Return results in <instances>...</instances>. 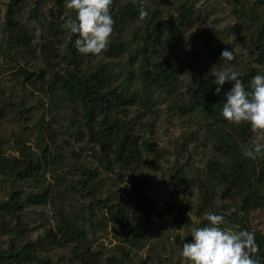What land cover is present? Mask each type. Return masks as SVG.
Segmentation results:
<instances>
[{"label":"trees","instance_id":"trees-1","mask_svg":"<svg viewBox=\"0 0 264 264\" xmlns=\"http://www.w3.org/2000/svg\"><path fill=\"white\" fill-rule=\"evenodd\" d=\"M46 1L51 6L45 14L35 0H11L7 4L0 28V59L11 67L17 64L16 79L45 90L50 95L52 111L60 113L63 107H70L74 116L70 122L71 137L93 146L92 157L99 168L78 165L81 155L75 153L76 168L45 186L46 174L64 164L50 145L59 140L55 128L49 132L42 152H34L18 140L19 156L0 152V176L23 183L29 189L15 190L0 202V237L9 239L5 246L0 241V264H51L44 254L56 247H70V254L78 264H103V253L92 249L87 224L90 229L110 224L120 233L126 232L133 243H141L149 239L152 229L175 219L172 204L161 206L136 189L134 180L126 179L120 170L118 181L126 185L123 191L129 200L118 202L113 196L97 199L95 190L101 170L129 171L144 157H163L153 138L152 120L146 119L145 111L152 112L160 97L178 89V73L183 72L191 73L187 87L189 103L174 101L173 105L185 116L201 117L206 129L203 145L210 150L201 172L197 177H189L200 196L198 215L203 219L206 213L214 212L225 217L223 229L254 231L258 246L254 259L257 264H264V232L254 222V214L264 211V153L254 160L243 156V151L258 138L257 134L247 124H229L220 115L223 92L231 85L226 83L221 94L216 95L215 78L196 70L198 52H195L197 47L212 45L211 52L221 53L229 47L226 45L230 35L243 39L250 35L251 60L243 62L247 68L239 74L248 87L253 76L264 74V0H258L249 9L244 0H231L239 20L230 26L225 41L212 44L214 35L191 34L187 45L182 42V34L201 24L204 18V11L196 6L195 0H172L179 6L174 13L150 5L147 0L148 16L144 19L139 16V0H113L114 32L109 48L100 56L76 51V37L66 28L75 12L65 7L64 0ZM135 23L136 29L128 36V28ZM26 58L38 64L31 69L18 66ZM121 58H126L128 64L117 68V60ZM19 107L25 113L31 110L23 99ZM6 109L7 105L0 102V118L6 115ZM191 169L190 165H176L168 173L170 182L179 187ZM73 192L91 199L75 212L64 204L66 195ZM219 195L223 206L217 209L215 201ZM95 202L104 211L97 224L94 222L97 210L90 215L84 213L94 209ZM134 204L137 211L132 214ZM45 206L54 210L55 228L46 229L44 236L33 240L24 217L34 213L33 207L43 217L39 208ZM141 216L139 224L131 228L133 220ZM127 259L123 252L120 260L111 258L108 264H125ZM66 262L61 259L59 264Z\"/></svg>","mask_w":264,"mask_h":264},{"label":"rangeland","instance_id":"rangeland-1","mask_svg":"<svg viewBox=\"0 0 264 264\" xmlns=\"http://www.w3.org/2000/svg\"><path fill=\"white\" fill-rule=\"evenodd\" d=\"M10 1L0 0V28L7 4ZM35 1L40 3L39 10L43 14L51 6L46 0ZM195 1L196 6H200L204 11L203 22L196 25L191 31L182 34L183 44L187 45L191 34L207 33L214 35L212 44L223 43L226 37L229 36L230 28L239 20L235 5L231 0ZM244 1L249 9L258 0ZM148 4L162 7L167 13H174L179 8L178 3L175 4L172 0H149ZM137 25L138 23H135L128 28V36L133 33ZM1 36L0 29V40ZM230 36L226 47L229 46L228 49L233 50L234 61L229 63L220 61V53L211 52L214 49H212V45L207 48L197 47L195 52H198L196 57L198 59L196 65L198 72H203L214 78L211 75L212 72L220 71L229 66L233 67L239 74L246 71L247 65L243 62L247 58L251 60V56H249L253 48L250 41L251 37L249 35L246 39H243L236 37L234 34ZM29 60V58L21 60L18 66L24 65L31 69L38 64L34 65V61ZM127 62L126 58L118 59L117 68H124L128 64ZM0 63L2 65L0 67V102L7 105L6 115L0 118V152L6 155L19 156L18 141L28 144L34 152H42L49 132L52 128H55L57 131L54 132H58L59 140L55 144L50 142V145L54 154L64 160V164L61 163L59 168L46 174L45 186L52 185L59 178L58 176L63 177L66 172L73 171L76 168L73 165L75 153L81 155L78 165L99 168L92 157L93 146L86 141L77 142L71 137L73 129L70 127V122L74 116L69 111L70 107L69 109L63 107L59 110L60 113L52 111L50 95L45 90H41L40 87L34 88L30 83H23V81L21 82L15 78L18 70L16 63L12 67L6 65L5 61L1 59ZM128 69L131 70V67H128ZM178 74L177 92L175 91L168 96L163 95L152 112L145 111L147 113L146 119L152 120L153 138L159 149V155H163V157L160 159L144 157L139 164L134 165L129 171H123L120 168H116L113 172L101 170L98 179L99 185L95 190V198L97 199L113 196L117 197L115 199H118V202H121L122 199L129 200L130 197L123 191V189H126V185H120L118 181L120 170L122 176H125L126 179L130 177L131 180H134L136 189L142 190L150 198L158 201L161 206L167 207L172 204L175 207L172 211L176 217L174 220H166L161 227L152 229L149 239L141 243H133L126 232L120 233L110 224L103 228L97 227L94 229H90L87 224L92 249L103 253L101 260L103 264H108V260L111 258L120 260L123 252L128 255L125 264H181L179 253L182 249V243L180 237L183 236L186 242H190L192 237L188 236L189 229L194 226H201L195 223L203 220L198 215L197 206L200 202V196L196 186L190 183L189 177H197L201 172L210 155V150L203 145L206 129L201 117L198 114L185 116L177 106L173 105L174 101L179 103L184 100L189 103L187 87L190 84L191 73ZM21 99H23L26 107L31 109L30 112L19 111ZM132 110L133 112L137 111L136 108H132ZM75 119H77V116ZM143 122H145L144 119ZM260 141L263 143L264 137L260 138ZM176 165L179 167L190 165L192 168L179 187L170 182L168 177V173ZM15 190L28 191L29 189L23 183L14 182L10 178L0 176V202L7 200ZM74 193L66 195L64 204L75 212L79 210L81 204L88 203L91 199ZM97 202H95L94 209L84 211V213L90 215L91 212L97 210L94 221L96 224L100 223L101 216L104 215L103 208L99 207L100 205ZM215 202L217 209L223 206L220 195ZM134 206L135 204L132 205V214L137 211ZM40 210L43 211V217L39 216L35 207L32 208L34 213L24 217L26 225L31 230L30 236L33 240L44 236L46 229L55 228L56 225L53 219L54 210L51 206L39 208ZM142 218L143 216L133 220L131 228H135ZM254 222L257 228L264 232V211H257L254 214ZM224 230L236 232L233 227H225ZM8 240L7 237H0V241L4 246ZM44 257H48L51 264H59L61 259L67 260V264H78L70 254V247H56L49 253H45Z\"/></svg>","mask_w":264,"mask_h":264},{"label":"clouds","instance_id":"clouds-1","mask_svg":"<svg viewBox=\"0 0 264 264\" xmlns=\"http://www.w3.org/2000/svg\"><path fill=\"white\" fill-rule=\"evenodd\" d=\"M113 0H64L65 7L75 12V17L66 23V28L76 37L74 48L83 55L100 56L111 44L115 20L111 14ZM147 0H139V16H148ZM232 49L221 51L219 60L234 61ZM215 94L219 95L224 85L230 84L223 92L224 103L220 115L234 125L247 124L252 133L257 134L251 147L243 151V156L256 159L264 153V74L257 73L246 87L239 73L233 67L212 72ZM225 217L214 212L206 213L201 226L189 229L190 242L181 236L182 249L179 253L181 264H257L254 254L258 251L254 231L242 229L226 231L221 225Z\"/></svg>","mask_w":264,"mask_h":264}]
</instances>
